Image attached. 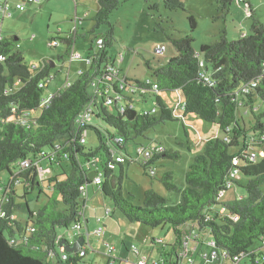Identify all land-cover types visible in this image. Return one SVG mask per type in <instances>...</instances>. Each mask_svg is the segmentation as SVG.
Segmentation results:
<instances>
[{
	"label": "trees",
	"instance_id": "16d2710c",
	"mask_svg": "<svg viewBox=\"0 0 264 264\" xmlns=\"http://www.w3.org/2000/svg\"><path fill=\"white\" fill-rule=\"evenodd\" d=\"M127 1L130 0H99L91 33L96 41L102 39L104 45L95 52L89 51L90 69L79 73L69 87L53 94L46 106L44 101L51 95L47 94L52 78L50 64L45 61L41 68L31 69L13 38L0 39V56L4 57L0 61V175L7 172L10 177L9 183L3 186L6 204L0 206V264H92L85 261L88 250L86 257L80 256L81 248L76 255L66 252L67 260H63L60 241L83 220L81 188L88 191L93 184L89 181L91 163L101 151L105 152L107 161L103 163L100 159L98 168L103 184L97 187L114 210L130 223L151 229L168 225L174 229L173 251L161 257L163 262L176 264L172 257L179 255L177 249L181 250L182 238L190 231L199 235L208 231L217 253H225L228 260L243 256L246 264H253L255 254L261 251L264 239V155L260 156L261 151L264 153V141H260L264 135V24L254 7L242 0L240 3L247 6L248 18L252 20L250 35L231 42L224 32L218 42L203 45L200 51L193 48L195 38L191 33L179 38L168 37L177 56L151 68L153 80L126 78L123 88H120L121 83L119 86L111 83L115 94L120 96L114 104L117 113L113 114L103 99L98 105L100 98L96 91L91 94L89 89L112 65L108 49L115 37L110 16ZM233 2L219 0L218 5L227 14ZM164 6L169 11H184L185 1L164 0ZM189 21L195 29L197 24L192 16ZM103 25H108L109 31L97 36L95 31ZM56 36L53 39L67 46L64 56L69 57L75 37L61 32ZM253 82H257L254 88L251 87ZM41 83L46 85L43 89ZM16 84L20 89H15ZM246 86L251 87L249 94L243 92ZM164 92L181 96L185 117L195 115L207 123H215L224 136L206 142L203 152L194 158L186 172L185 186L174 182L173 173H166L161 179L167 192L180 195V202L170 206L165 197L151 189L144 195L143 206H137L135 196L125 198L122 189L126 160L133 162L134 152L128 148V141H135L148 130L167 122L179 121L173 109L165 104L161 96ZM151 99L156 102L153 107L156 113L137 111L139 102ZM89 105L93 106L94 115L97 109L98 117L116 132L112 146L91 124L80 128L78 119ZM240 108L254 117L249 127L239 114ZM33 111H39L40 116L33 118L30 114ZM22 119L27 122L21 123ZM89 130H94L98 137L99 147L95 150L87 147V141L86 144L80 142L82 134L87 131L88 136ZM251 139L255 141L254 146ZM149 147L162 150L154 152L148 161L136 158L153 178L156 173L152 166L157 161L180 158L179 153L163 146ZM252 148L259 154L255 162L249 159ZM117 156L124 157L123 164L115 163ZM23 161H29L31 167L21 169ZM43 162L51 168H61L64 173L50 179V194L39 210L30 209L28 200L18 206L27 213V219L18 221L13 217L15 199L7 191H12L19 178H24V197L35 188L42 194L39 171ZM110 163L120 166V177L116 176V167L108 168ZM64 165L69 168L68 173ZM12 166L15 171L11 170ZM233 170H238L240 177L234 181L235 185L242 187L246 195L221 201L220 194L225 192L224 186ZM60 231L65 236H61Z\"/></svg>",
	"mask_w": 264,
	"mask_h": 264
},
{
	"label": "rangeland",
	"instance_id": "374dc122",
	"mask_svg": "<svg viewBox=\"0 0 264 264\" xmlns=\"http://www.w3.org/2000/svg\"><path fill=\"white\" fill-rule=\"evenodd\" d=\"M185 10L169 11L164 6V0H130L121 3L119 8L110 16V23L113 27L115 41L108 49L109 62L116 69L121 71V77H126L128 80L150 81L153 80L151 68H156L163 65L172 58L177 56V52L170 42L168 37L179 38L186 34H192L195 38L193 48L200 51L203 45L214 44L221 39L222 34L226 33V38L233 42L241 36L251 34L252 20L248 18L247 6L240 3L239 0H234L227 14L219 8V0H184ZM251 4L260 19L264 24V0H245ZM1 3L5 0H0ZM15 0H10V13H14L15 18H8L3 24L2 37L13 38L17 49L22 52L25 63L32 68H41L48 59L56 64V68L51 69L52 77L55 79L49 83L47 94L58 93L67 81L66 72L69 66L66 64V69L61 71L60 67L66 57L60 56L62 51L67 49L63 43L60 48H50L48 43L51 39L57 38L59 28L63 33H70L75 37V50L80 52L84 57L90 52H95L98 48L96 45L95 36L92 35L94 29V21L98 9L99 0H42V5L36 6V15L32 18L18 19V12H15ZM75 8L77 12H75ZM79 22L75 29V14ZM192 16L196 21L195 29L191 28L189 17ZM61 22V23H60ZM108 25H103L95 31L97 36H102L109 31ZM75 30L77 34L75 33ZM165 47V51L161 54H156L157 47ZM90 69V65L86 68ZM77 79V74L73 72L70 81L74 82ZM115 83L117 81L115 80ZM119 86V84H118ZM122 88V87H120ZM15 89H20L16 84ZM96 89L91 87L89 92L94 94ZM116 98L113 89L110 94L100 93L97 101L98 105L102 104V100L106 103L107 109L116 114L115 105L108 103L109 97ZM161 96L165 104L173 109L175 119L179 121L167 122L164 125L157 126L154 129L148 130L143 136L138 137L135 141H128L129 149L138 145L163 146L167 150H173L179 153L178 159L162 158L157 161L152 168L156 173V177H151L142 167V164L137 160L132 153L133 162L127 158L124 165L125 176L122 181V189L125 198L129 195L135 196L134 204L143 206L144 195L146 191L153 189L158 194L165 197L168 205L174 206L180 202L181 197L176 193L167 192L161 179L166 173L174 174V182L179 186H185V175L194 158L203 152L206 142L212 138L223 137L224 133L215 123H207L200 120L195 115L184 116L182 112V99L177 93L164 92ZM155 100L151 99L147 102H139L136 109L139 112L151 111L155 105ZM91 120V125L99 129L103 138L112 146L114 140L112 136L116 135L114 129L110 128L105 121L98 117V111ZM33 118L39 117V111L30 112ZM239 114L244 117L246 125L254 122L252 114H247L245 109L240 108ZM87 147L94 150L99 147L97 134L94 130H89L87 136ZM47 151H49L47 149ZM263 156V153H260ZM97 157L103 163L107 161L104 151L97 154ZM67 173L69 168L65 165ZM43 171L41 172L40 181L41 194L38 188L24 197V178H19V182L15 183L12 191H7L11 194L15 201L13 207V217L18 221L27 219V213L19 209V205L29 201V207L32 210H39L47 202V196L50 194V179L55 176L63 175L64 171L59 168H51L47 162H43ZM12 171L14 167L11 168ZM116 176H121L120 166L116 167ZM0 206L6 204L7 198L3 186L9 183V174L4 172L0 175ZM244 179V178H243ZM44 180V181H42ZM43 182V183H42ZM90 192V200L87 204L91 209H104L112 213V217L118 221L117 231L107 229L105 220L102 223H97V219L91 217L94 227L88 231L86 222L83 216V233L88 231L89 238L86 243L89 249V255L85 258L87 263L92 264H140L142 256L148 259V262L160 260L163 255L170 254L175 244V232L171 226H164L157 229H151L143 225L130 223L119 211H115L113 205L105 200L103 194L99 191L95 184H90L88 188ZM246 195L245 190L235 185L232 189L225 191L221 195V201H229L240 199ZM90 209V210H91ZM103 228L104 234L97 236V229ZM183 230V227L180 228ZM61 232V236L64 234ZM65 236V234H64ZM69 243L74 241V237L65 236ZM204 240H209L208 231L202 232ZM105 243L113 246L115 252L113 257L116 261L113 262L111 256L107 253ZM97 246V247H96ZM193 246V245H192ZM191 246V247H192ZM137 250V251H136ZM180 251V249H177ZM201 252L209 253V248L200 246L194 253V256L185 258V264H189V258L193 259V264H201ZM165 258V257H164ZM226 264H231L230 260L225 261ZM246 264V263H242ZM250 264V263H248Z\"/></svg>",
	"mask_w": 264,
	"mask_h": 264
},
{
	"label": "built area",
	"instance_id": "2783aa9c",
	"mask_svg": "<svg viewBox=\"0 0 264 264\" xmlns=\"http://www.w3.org/2000/svg\"><path fill=\"white\" fill-rule=\"evenodd\" d=\"M15 1H16L15 9L18 11H21V12L25 11L26 7L28 5L40 4V2H41V0H15ZM239 1H242V0H239ZM10 8L11 7H10L8 0H6L3 3L0 2V22H2L6 18H9L12 16V13H10ZM1 38L2 37H1V29H0V39ZM59 45H60L59 41L54 40V39L50 40L48 43V46L50 48H58ZM96 45H97V48H101L104 45L103 40L102 39L97 40ZM164 51H165L164 46L163 47H157L155 49L156 54H161ZM70 58H71V61L83 59L82 56L78 52L74 51L73 49L70 53ZM3 60H4V57L0 56V61H3ZM85 61L88 64H90V62H91L89 57L86 58ZM52 79H53V77L50 79L49 83L51 82ZM125 79H126V77H121V71L116 69L114 66L111 65L107 68V70L104 71L101 79L98 82H95L93 84V86L96 89L97 95H99L100 93L110 94V92L113 89V87L111 86V83L114 84L115 80H116L117 83L122 84V83H124ZM205 80L209 81L208 77H206ZM49 83H48V85H49ZM70 84H71V82L68 81L64 85V87L61 88V90L66 89L67 87L70 86ZM48 85H47V87H48ZM45 86L46 85H44L43 83L40 84V88H42V89ZM120 86L123 88V84ZM256 86H257V82H253L251 84V87H253V88ZM251 87H249V86L244 87L243 92L249 94L251 92ZM154 88L156 89L157 86H154ZM51 98H52V94L44 101L45 106L48 105ZM119 100H120V96L118 94H116L115 99L112 96L109 97L108 103L110 105H114V104H117ZM105 105H106V103H105ZM150 112L152 114H154L157 112V110L155 108H153ZM93 117H94V108L92 105H89L85 109V111L80 115V117L78 119V123H79L80 128H84L85 126L90 125ZM20 122L26 123L27 121H26V119H22ZM86 141H87V131H85L82 134L80 142H81V144H86ZM260 141L261 142L264 141V135L260 137ZM116 142H117V140L115 141V143ZM253 142H255L254 139H251V145L254 146ZM161 150H162L161 148L155 149V147H145V146H137L135 148V150L132 149V151L135 153L136 157L138 159L143 160V161L150 160L152 158L154 152H160ZM260 153H263V151H261ZM258 155H259L258 152L256 150H254V148H252L249 152L250 161L255 162L257 160ZM263 155H264V153H263ZM124 161H125V159L123 156L115 157V163L123 164ZM99 163H100V159L98 157H96L91 163V166L93 168L92 171L96 172V175H95L92 183L98 187H101L103 184V175H102L101 170L98 168ZM115 163H110L108 168L109 169H115V167H116ZM20 167H21V169L30 168L31 163L29 161H23L20 164ZM40 171L42 172L43 170L40 168ZM41 172H40V174H41ZM239 178H240L239 177V171L233 170L230 173L229 181L224 186L225 191L232 189L235 186L234 181L239 179ZM81 190L84 193V207H85V205L88 202V191L85 188H81ZM223 193L220 194V198H221V195ZM4 199L7 200V198H5V197H4ZM109 213L110 212L108 210H106V214L108 215ZM83 230H84V226H83V220H82L81 223L76 224L72 227V231L69 232L68 235H70L71 237H75V238H79V237L84 238V241H85L84 243L86 244V246L83 245L81 247L82 250L80 252V256L86 257L87 256L86 251L88 250V245L86 243V239L89 238L90 233L88 231H86V233H83L82 232ZM103 232H104V229L99 228L96 230L95 235L99 236ZM191 243H194L196 246L200 245V246H206L207 248H209V251H210L209 253L201 252V257L203 259L202 264H225V261L228 260V257L225 253H223V254L217 253V251L215 249L216 244L214 241L204 240L202 235H199L195 231H190V232L186 233L182 238L181 250L179 251L178 261H176V264H185L184 259L187 257H191L190 256L191 248L193 249V246L190 247ZM196 246L194 247L193 250H195ZM105 247L107 249V253L109 254V256H111L113 262L116 261V258L113 257V254L115 252V248L113 246L109 245L108 243H105ZM260 248H261V251H259L255 254L253 264H264V239L262 240V242L260 244ZM60 253L62 255V259L67 260L66 251H65L64 247H62L61 245H60ZM140 261H141L140 264H167L166 262H163L162 260H154L153 262H150V261L148 262V259L145 256H142ZM230 261H231V264L245 263V261L243 260V256H240V257L236 256L235 258H233ZM193 263H194L193 259L189 258V264H193Z\"/></svg>",
	"mask_w": 264,
	"mask_h": 264
},
{
	"label": "crops",
	"instance_id": "0c3cea01",
	"mask_svg": "<svg viewBox=\"0 0 264 264\" xmlns=\"http://www.w3.org/2000/svg\"><path fill=\"white\" fill-rule=\"evenodd\" d=\"M6 1V0H5ZM69 1V0H68ZM8 2H10V0H8ZM40 6V5H42V0H41V2H40V4H33V5H28L27 7H26V10L25 11H23V12H21V11H18V10H16L15 12H18L17 13V15H18V19H21V18H32V16H35L36 15V13H35V11H36V6ZM75 12H77V10H76V8H75ZM76 15H77V13L75 14V20H74V22L73 23H75V29H76V26H77V24L79 23V22H82L83 20H79L77 17H76ZM10 19H12V18H15V15H14V13L12 14V16L11 17H9ZM8 18H6V19H4L2 22H0V29H1V37H2V33H3V24H4V21L5 20H7ZM61 23V22H60ZM58 32H61V33H63V31H62V29L61 28H59V31ZM73 31H71L70 33H72ZM70 33H68V34H70ZM75 33L77 34V32H76V30H75ZM3 38V37H2ZM5 38H10V37H5ZM75 45H76V43H74V47H73V50L74 51H76L75 50ZM58 48H60V47H58ZM93 50V48H91L89 51H92ZM67 52V49L65 50V51H62L60 54V56H63V55H65V53ZM76 52H78V51H76ZM81 56H82V60H73V61H71V58H70V56L68 57V56H66V59L65 60H63V62H62V64H61V67H60V69H61V71H63L64 69H66L65 67H66V64L69 66V68H68V70H67V72L65 73L66 74V77H67V81H66V83L69 81V82H71L70 81V77H71V75L73 74V72H75L77 75H78V73H80V72H84V71H86L83 67H85L86 68V66L87 65H89L86 61H85V59L86 58H88L89 57V53H87V56L86 57H84L80 52H78ZM45 61H47L50 65H52V61H50V60H48V59H45ZM57 66H56V64H53V67H51V69H54V68H56ZM52 74V73H51ZM55 77H56V75L55 76H53V79H55ZM52 79V80H53ZM65 83V84H66ZM64 84V85H65ZM48 88H49V85H48ZM131 149H133V148H131ZM93 199V198H92ZM92 199H90V192H89V190H88V202H87V204L89 203V201L90 200H92ZM87 204L85 205V207H84V210H83V216H84V219H85V222H86V229L88 230V231H90V229H92L93 227H94V225H95V223H91L92 222V220H91V217L92 218H95V219H97V223H102L104 220H105V224H106V227H107V229L108 230H110V231H117V225H118V221L115 219V217L113 216L112 217V213L110 212L108 215L106 214V210H104V209H91L90 208V205H88L87 206ZM91 209V210H90ZM91 214V217L89 216ZM103 234H104V232H103ZM66 236L68 237V234H66ZM66 238V237H65ZM79 238H81V237H79ZM79 238H73L74 239V241L71 243V244H74ZM193 245V249H194V247L196 246L194 243H191L190 244V247ZM97 247V246H96ZM200 248V245H198V246H196V248H195V250H193L192 248H191V253H190V256H194V253L198 250ZM88 251H89V249H88ZM90 253V252H89ZM189 255V254H188ZM172 258H174L175 259V261H178V256H173ZM115 262V261H114ZM92 263V262H91ZM202 264V263H201ZM226 264V263H225Z\"/></svg>",
	"mask_w": 264,
	"mask_h": 264
},
{
	"label": "water",
	"instance_id": "95a60500",
	"mask_svg": "<svg viewBox=\"0 0 264 264\" xmlns=\"http://www.w3.org/2000/svg\"><path fill=\"white\" fill-rule=\"evenodd\" d=\"M53 63L52 62V65H50V68L53 67ZM132 152V149L130 150ZM96 175V172L95 171H92L90 174H89V181L92 182L94 177ZM84 238H79L74 244H71L69 243L68 240L64 239L60 242V245L62 247H64L65 251L67 253H70V254H74L76 255L77 252L79 251V249L84 245Z\"/></svg>",
	"mask_w": 264,
	"mask_h": 264
}]
</instances>
